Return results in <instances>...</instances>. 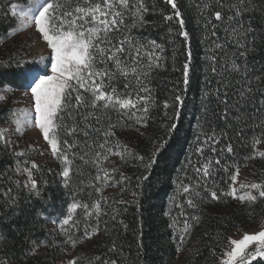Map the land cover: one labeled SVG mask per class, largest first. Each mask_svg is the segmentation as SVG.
Returning a JSON list of instances; mask_svg holds the SVG:
<instances>
[{"label":"trees","instance_id":"obj_1","mask_svg":"<svg viewBox=\"0 0 264 264\" xmlns=\"http://www.w3.org/2000/svg\"><path fill=\"white\" fill-rule=\"evenodd\" d=\"M174 2L181 13L179 18L166 0H144L147 11L142 14L143 22L131 27L132 20L126 21L132 36L153 56V67L144 78L150 89L149 110L147 114L137 113L132 119L120 117L124 123L113 129L115 139H109L126 145L129 152L123 160L112 155L104 161L105 168L116 171L111 173L112 180L99 195L95 187L88 186L89 181L95 183L97 173L91 156L87 157L88 164L79 156L85 151L94 154L98 150L87 149L85 140L103 142L101 133L90 131L86 138L82 132L69 137L60 131L61 140L78 145L68 153L69 182L64 183L65 165L59 158L50 163L35 162L38 169L32 170L33 178L40 196L30 191V185L24 187L27 175L17 172L18 167H31L34 159L26 153L16 155L19 151L11 143L7 147L0 144V233L8 237L0 245V259L6 264H56L62 258L63 241L67 237L53 220L65 218L67 206L74 201L91 206L100 199L102 208L99 232L75 246L78 264L88 261L104 264L112 260L117 264H218L234 232L264 222V198L251 204H238L231 196L221 194L231 191V176L237 168L240 172L250 164L253 182H264V157L257 149L264 146V107L260 104L264 99V0H252L253 10L241 17L245 27L251 24L254 29L251 35L258 39L239 49L227 42L225 33L227 16L233 14L227 5L235 0H221L226 5L223 8L218 0ZM12 3L27 6V0H0V93L6 86L25 82L20 48L11 41L17 26V19L10 11ZM216 11L221 12V21L215 19ZM166 16L172 19L167 20ZM180 19L184 21L183 29ZM182 31L188 33L186 40L180 34ZM150 41L160 47H153ZM214 42L225 47L216 48ZM240 52L246 55L240 56ZM213 55L215 73L209 59ZM233 59L241 66L247 63L248 77L252 79L250 86L254 91L243 100L239 91L245 79L240 72L232 70ZM147 61L145 55L144 63ZM157 63L159 67L155 66ZM186 63L187 84L184 83ZM257 76L259 81L254 79ZM114 83L123 90V79ZM225 92L227 105L223 103ZM177 96L180 101L175 99ZM5 112L4 108L0 109V128L8 123ZM142 116H146V127L137 123V118ZM74 118L80 121V115L74 114ZM111 119L116 123L117 114L111 113ZM90 122L102 128L108 120L102 118L101 124H96L94 119ZM66 123L71 125L72 120L66 118ZM213 133V140L205 144V139ZM229 145L231 153L227 151ZM200 147L202 153L197 151ZM217 159L219 164L215 162ZM151 160L154 163L147 168L145 165ZM204 164H208L207 177L194 170L203 168ZM121 174L126 179L122 180ZM144 176L147 179H138ZM183 185L191 186L190 198L195 207L187 204L189 194L183 193ZM213 191L219 197L216 200L211 197ZM195 192L200 195L196 196ZM253 194L258 195L255 190ZM73 220L79 221L77 228L70 229L74 239L84 236L86 225L89 232L97 226L95 213L86 220L82 208L76 210ZM186 223L190 225L187 231ZM32 241L39 245L34 255L30 254ZM113 245L115 250H110ZM96 257L100 259L95 260Z\"/></svg>","mask_w":264,"mask_h":264},{"label":"snow or ice","instance_id":"obj_2","mask_svg":"<svg viewBox=\"0 0 264 264\" xmlns=\"http://www.w3.org/2000/svg\"><path fill=\"white\" fill-rule=\"evenodd\" d=\"M166 2L176 9L174 15L179 18L181 13L174 0H166ZM218 2L222 8L226 6L221 0ZM227 7L233 12L232 15L227 16L225 22L227 24L225 28L227 42L234 44L238 49L247 48L252 41L258 39L257 36L251 35L254 31L251 24L249 23L245 27L241 19L245 12L253 10L252 0H235ZM10 11L14 17L18 16V30L23 31L32 26L46 42L47 48L50 49V56L47 60L41 57L37 61L30 62L33 69L38 68L41 64H50L51 68L50 75H42L39 71H35L33 74V69L25 73L24 78L28 82V89L34 99V113L28 109L9 112V116L13 117L15 133L22 134L26 128L30 127L39 129L44 141L50 147L51 154L59 158L65 165L62 171L65 185L69 182L71 171L68 166L71 164L68 153L78 145L69 143L66 139L61 140L59 138L60 131L63 130L64 135L69 137L82 132L86 138L90 136V131L101 133L104 137L103 142L93 143L85 140L87 149L97 148L98 150L94 154L85 151L83 155L79 156V159L85 164L89 163L87 157L91 156V163L96 167L97 173L94 178L95 183L89 181L88 186L95 187L99 195L103 187L108 186L109 181L112 180L111 173L116 171L115 168H105L104 161H107L112 155L119 156L123 160L125 154L129 152L126 145H121L119 142L113 143L116 135L113 129L124 123L120 117L126 116L132 119L137 117V113L147 114L149 110L150 89L144 83V78L149 75L153 67V56L143 44L132 36L130 26L126 23L128 19H131V27H135L138 22H143L142 14L147 11L144 0H27V6L19 9L16 3H12ZM214 16L217 21L223 19L219 11H216ZM165 19L171 20L172 16H166ZM179 24L183 29V19L179 20ZM180 34L185 40L188 38L187 32L182 31ZM212 35H216L215 31ZM149 43L153 47H160L155 41ZM214 43L216 48L225 47L223 44ZM145 55L148 57L146 64L144 63ZM239 55L245 56L246 53L240 52ZM155 59L158 60L159 57ZM209 59L213 62L212 71L215 73L216 57L213 55ZM17 66H20L19 62H17ZM155 66L159 67V64L157 63ZM188 67L186 63L184 65L185 84L188 83ZM231 68L233 71L240 72L245 79V83L239 91L240 99L243 100L254 91L250 86L252 79L248 77L247 63L241 66L233 59ZM120 79L124 81L123 90H120L114 83ZM254 79L259 81L260 77L257 76ZM226 87L227 85H225ZM5 91L10 92L11 89H5ZM224 97L223 103L227 105V92ZM5 98V95L0 94V101H4ZM217 98L219 99V96ZM175 99L180 101L181 98L177 96ZM260 104L261 107H264V99L260 100ZM113 112L118 117L116 123H113L111 119ZM74 114L80 115L79 122L75 120ZM226 115L227 108L225 109ZM66 118L72 120L71 125L66 123ZM102 118L108 120L106 127L97 128L90 122L94 119L96 124H101ZM137 123L146 127V116L138 117ZM81 124L83 127L80 126ZM214 135L215 133L213 136L207 137L204 143L207 144L209 140H213ZM109 137L113 140H110ZM256 142L259 143L258 140ZM10 143L7 129L0 128V144L7 147ZM197 151L202 153L203 148L200 147ZM227 151L232 152L231 145L227 147ZM16 155L24 156L25 153L19 152ZM72 155L76 156L77 154L72 153ZM259 155L264 157V152H260ZM138 159L143 160L144 157H138ZM215 162L220 163L219 159ZM24 163L27 165L28 161ZM152 163L154 160L149 161L145 166L150 168ZM33 169H38L35 162L31 163V167H18L17 172L27 175L24 187L30 185V191H34L36 196H40L37 182L33 178ZM194 170L197 174L203 172L205 177L209 174L208 164H204L203 168L196 167ZM238 173L239 169L237 168L236 174L231 176L233 184L236 183ZM121 179H126V177L121 174ZM138 179H147V176ZM96 184H100L101 187H96ZM240 189L245 190L241 195H237L239 190L236 188L221 194L249 204L257 201L258 198H264V182L242 183ZM253 190L258 195H254ZM182 191L189 194L187 204L190 207H195L193 199L190 198L193 191L191 186L183 185ZM195 195L199 196L200 193L195 192ZM211 197L213 200L219 198L215 191L211 192ZM10 199L14 201V198ZM105 203H107L106 200ZM120 203L124 202L120 201ZM81 208L84 210L86 220L95 213L97 226L89 232L86 225L84 236L74 239V232L70 229L77 228L79 221L73 220V214ZM101 213L100 199L94 201L91 206L86 202L74 201L67 206L66 217L61 221L53 220V223L60 224L61 231L67 237L65 243L75 248L77 243H82L84 239H90L99 232L98 218ZM194 219L198 220L199 218L194 217ZM70 221H72L71 225ZM65 225H70V228H64ZM189 228L190 225L186 223L185 230L187 231ZM7 240L8 237L0 233V245ZM183 241L184 237L182 236L181 242L183 243ZM31 243L33 251L30 254L34 255L39 245L35 241ZM228 245L229 247L223 252L218 264H253V262L264 264V229L252 234L244 233L239 239L229 238ZM110 250H115V245ZM179 250L178 248L177 251ZM99 259V257L95 258V260ZM0 264H5V261L0 260ZM66 264H78V260L73 258ZM87 264H94V261H88ZM104 264H117V262L116 260L105 261Z\"/></svg>","mask_w":264,"mask_h":264},{"label":"rangeland","instance_id":"obj_3","mask_svg":"<svg viewBox=\"0 0 264 264\" xmlns=\"http://www.w3.org/2000/svg\"><path fill=\"white\" fill-rule=\"evenodd\" d=\"M22 7L26 6H18V9ZM16 19L18 25V16ZM11 41L13 46L20 48V60H22L24 64L22 76H24L25 73H28L30 69H33V65L30 63L31 61H37L41 57H44L45 60H47L50 56V49L47 48L46 42L42 40V37H40L32 26H29L23 31L18 30L16 26L12 33ZM35 71H39L42 75H50V64H41L38 68L33 69V74ZM5 89H11V91L8 92L5 91ZM0 94L5 95L6 97L4 101H0V107L6 110L5 114L7 115L8 123L5 127H3V129H7L11 144L16 147L19 152L26 153L32 157L34 162L40 164L53 162L55 157L51 154L50 147L46 141H44L39 129L30 127L26 128L22 134L15 133V126L12 123L13 117L9 116V112H14L19 109H28L34 113V99L28 89V82L25 80V82L23 84H19V86H6ZM257 149L259 153L264 152V146H258ZM251 167L252 166L250 164L246 169L238 173L236 183L232 185V188L239 190L237 195H241L245 191L244 189H240V184L253 183ZM233 201L238 204L242 203L239 199H233ZM262 229H264V222L254 227H246L239 232H234L231 238L239 239L244 233L252 234ZM73 258H75V248L63 241L62 258L56 264H66L68 260Z\"/></svg>","mask_w":264,"mask_h":264}]
</instances>
